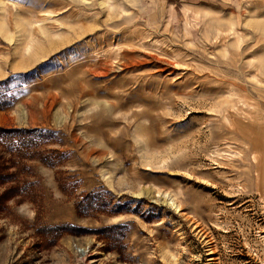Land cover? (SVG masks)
<instances>
[{
    "label": "rangeland",
    "instance_id": "1",
    "mask_svg": "<svg viewBox=\"0 0 264 264\" xmlns=\"http://www.w3.org/2000/svg\"><path fill=\"white\" fill-rule=\"evenodd\" d=\"M0 127V264H264V0H0Z\"/></svg>",
    "mask_w": 264,
    "mask_h": 264
},
{
    "label": "trees",
    "instance_id": "2",
    "mask_svg": "<svg viewBox=\"0 0 264 264\" xmlns=\"http://www.w3.org/2000/svg\"><path fill=\"white\" fill-rule=\"evenodd\" d=\"M35 130L34 129H20V128H13V129H3L2 127H0V138L2 139H10V141H12L13 139L15 140V142H13V144L11 143L10 146L7 147V151L9 152L8 154H10V152H15V153H22V150H24V152L27 150L33 148L32 145L33 141L31 139H28V135H32V133H34ZM26 139V140H25ZM49 150V149H48ZM23 152V155H24ZM40 156V155H39ZM27 157L31 158L34 157V153H31L29 155H27ZM26 158V157H24ZM41 162H43L44 164L47 165H52V163L50 162V160L48 159V157L45 156H41L39 157ZM7 168H11V167H7ZM14 173L10 172V173H0V183H4V182H14L13 184H11L9 187H6L1 193H0V206L5 203L6 201L11 200V198L16 197V196H20V194L23 192H25L27 190V187L30 185V182L27 181L25 182L24 180L22 181V187H19L17 185H14L16 182L13 179ZM23 179V178H21ZM18 183V182H17ZM97 193H84L81 198H79L76 201V205H75V212L77 215L79 216H88L89 213L92 212V210H96V212L99 211V206H101L102 202L100 201L101 199L98 198V194H97V198L96 197ZM118 212V211H117ZM61 227H47L45 226L44 228L39 229L37 232L39 233H44L45 231H51V232H56L58 230H60Z\"/></svg>",
    "mask_w": 264,
    "mask_h": 264
}]
</instances>
